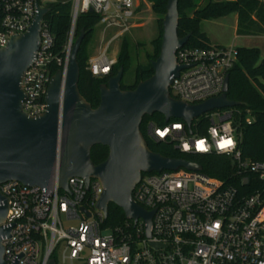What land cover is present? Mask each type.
Instances as JSON below:
<instances>
[{
	"label": "built area",
	"instance_id": "1",
	"mask_svg": "<svg viewBox=\"0 0 264 264\" xmlns=\"http://www.w3.org/2000/svg\"><path fill=\"white\" fill-rule=\"evenodd\" d=\"M43 1L55 0H0V47L11 35L26 30L36 6L47 8ZM143 1L70 0L62 56L55 55L52 35L41 20L37 49L20 80L21 110L32 117L46 110L50 67L65 70L81 13H96V24L113 31L104 47L86 61L91 75L109 76L115 57L107 53V46L133 25ZM175 59L183 67L171 78L170 94L193 104L220 94L236 49L183 45L176 49ZM203 115L209 121L203 134H189L182 121L162 125L148 121L146 136L167 141L182 153L223 155L242 185L248 174L264 185V160L243 157L237 148L231 109ZM227 138L234 143L221 149L220 141ZM201 141L203 148L198 146ZM67 188L58 186L56 174L49 190L16 180L0 183L6 200L1 225L8 233L0 240L6 264H46L50 259L54 264H264V199L259 190L238 196L233 185L182 167L142 173L131 198L144 210H152L147 237L139 217L134 222L125 218L115 227L104 224L106 217L96 207L102 191L97 178H89L85 187L83 177H70Z\"/></svg>",
	"mask_w": 264,
	"mask_h": 264
},
{
	"label": "water",
	"instance_id": "2",
	"mask_svg": "<svg viewBox=\"0 0 264 264\" xmlns=\"http://www.w3.org/2000/svg\"><path fill=\"white\" fill-rule=\"evenodd\" d=\"M176 2L166 0L160 22L159 50L157 56L149 60L152 68L149 77L138 81L133 88L122 89V67H119L99 85L98 103L91 107L77 90L76 52L83 37L80 30L71 43L65 70H56L48 80L46 110L32 117L21 110L20 80L33 59L40 22L48 10L36 6L26 30L11 35L6 45L0 47V183L16 180L49 190L56 174L58 186L68 190L70 177H83L85 187L89 178H97L102 191L96 207L103 216L106 217L111 203L121 209L124 218L133 222L138 217L143 219L145 235L149 236L152 210H144L131 198L141 174L178 167L200 170V165L151 151L139 130L141 118L159 113L164 122L179 119L191 134L190 125L195 118L214 109L238 105L226 97L227 73L217 96L191 104L170 94L171 78L183 67L176 62L175 51L189 36L176 34ZM95 144L107 148L105 158L97 164L89 157L90 148ZM5 212L6 200L0 193V240L8 233V228L1 225ZM2 255L0 242V264H6ZM46 264H54V261L50 259Z\"/></svg>",
	"mask_w": 264,
	"mask_h": 264
},
{
	"label": "trees",
	"instance_id": "3",
	"mask_svg": "<svg viewBox=\"0 0 264 264\" xmlns=\"http://www.w3.org/2000/svg\"><path fill=\"white\" fill-rule=\"evenodd\" d=\"M151 9L158 15V35L151 40L153 53L151 58L158 54L161 34V19L165 13L166 0H148ZM47 12L42 22L47 26L53 38V51L55 55L62 56L69 29L70 2L53 1L47 6ZM176 9L178 20L176 34L181 37L189 34L184 46L206 47L210 43L206 34L200 30V21L216 19L234 13L236 15L235 34L238 36L264 34V3L262 0H177ZM98 15L94 12L81 13L77 16L74 26V35L83 31V37L76 52L78 64L77 90L79 94L95 107L98 103V87L104 83L108 76H93L86 67V56L83 55L82 46L86 38L93 30ZM236 59L226 71L228 76L226 97L238 102V105L230 107L231 123L236 129L237 148L243 157L254 160H264V57H260L256 47L237 46ZM130 62L128 41L121 37L119 51L115 63L112 65L109 76L113 75L119 67H122V76L125 74ZM60 67L52 65L49 74L52 75ZM152 68L149 61L138 65L133 71V81L123 84L120 79V88H133L135 84L149 77ZM246 118L248 120H246ZM151 121L162 125L163 117L159 113L150 116L144 115L139 124V130L147 147L163 156L180 157L193 161L200 165V172L220 180L224 185H233L238 196L259 190L264 199V185L247 176V182L241 184L236 176L229 158L218 154L182 153L167 141H154L145 133V124ZM181 121L170 118L167 122ZM209 125L208 119L201 115L192 120L191 132L205 133ZM107 154L105 146L95 144L91 146L89 157L93 164L101 162ZM125 221L120 208L109 203L104 224L110 227L121 225Z\"/></svg>",
	"mask_w": 264,
	"mask_h": 264
},
{
	"label": "rangeland",
	"instance_id": "4",
	"mask_svg": "<svg viewBox=\"0 0 264 264\" xmlns=\"http://www.w3.org/2000/svg\"><path fill=\"white\" fill-rule=\"evenodd\" d=\"M55 1L70 2V0ZM49 3L47 1L41 2L42 5H48ZM233 15L234 13H231L215 20H202L200 22V30L204 33H209L213 42L217 41L225 45L232 43L235 47H256L259 50L260 57H264V34L235 36L232 24ZM157 17L158 15L151 9V3L148 0H144L141 2L133 25L127 32L112 40L107 46V53L116 59L121 37L124 36L128 41L130 62L121 79L123 84H129L133 81V71L136 66L143 65L153 59L151 58L153 48L150 42L158 35ZM96 23L93 25L92 32L82 46L86 61L103 48L106 41L113 34L111 29H103ZM75 37L74 35L73 40Z\"/></svg>",
	"mask_w": 264,
	"mask_h": 264
},
{
	"label": "crops",
	"instance_id": "5",
	"mask_svg": "<svg viewBox=\"0 0 264 264\" xmlns=\"http://www.w3.org/2000/svg\"><path fill=\"white\" fill-rule=\"evenodd\" d=\"M232 17H233V18H232V24H233L234 35H235V36H238V35L235 34L236 15L234 14ZM219 18H220V17H219ZM216 19H218V18H216ZM211 20H215V19H211ZM200 22H201V21H200ZM205 34H206V36H207L208 41H209L210 44H212V45H225V44H223V43H219V42H217V41H214V42H213L212 39H211V37H210V35H209V33L206 32ZM227 45H232V46H234L232 43L227 44Z\"/></svg>",
	"mask_w": 264,
	"mask_h": 264
},
{
	"label": "clouds",
	"instance_id": "6",
	"mask_svg": "<svg viewBox=\"0 0 264 264\" xmlns=\"http://www.w3.org/2000/svg\"><path fill=\"white\" fill-rule=\"evenodd\" d=\"M233 143H234V141L231 138H227V139L221 140L219 146H220L221 149H223L227 145H232ZM198 146L203 148L204 147L203 141H201Z\"/></svg>",
	"mask_w": 264,
	"mask_h": 264
}]
</instances>
